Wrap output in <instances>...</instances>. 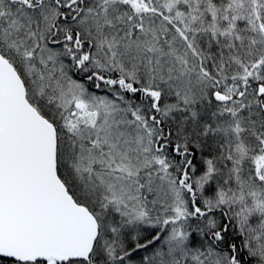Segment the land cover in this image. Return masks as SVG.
I'll list each match as a JSON object with an SVG mask.
<instances>
[{"label":"snow or ice","instance_id":"1","mask_svg":"<svg viewBox=\"0 0 264 264\" xmlns=\"http://www.w3.org/2000/svg\"><path fill=\"white\" fill-rule=\"evenodd\" d=\"M0 264H264V0H0Z\"/></svg>","mask_w":264,"mask_h":264}]
</instances>
